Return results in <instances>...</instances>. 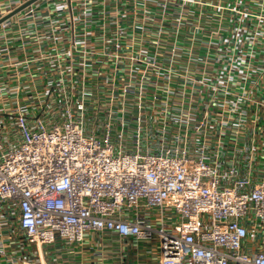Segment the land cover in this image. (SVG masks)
Instances as JSON below:
<instances>
[{
    "label": "built area",
    "instance_id": "1",
    "mask_svg": "<svg viewBox=\"0 0 264 264\" xmlns=\"http://www.w3.org/2000/svg\"><path fill=\"white\" fill-rule=\"evenodd\" d=\"M2 2L0 264H264V0Z\"/></svg>",
    "mask_w": 264,
    "mask_h": 264
},
{
    "label": "crops",
    "instance_id": "2",
    "mask_svg": "<svg viewBox=\"0 0 264 264\" xmlns=\"http://www.w3.org/2000/svg\"><path fill=\"white\" fill-rule=\"evenodd\" d=\"M2 3H3L2 4L3 7H8V8L13 5L11 0H4V2ZM22 27L25 28L26 24H23ZM19 30H20L19 27L16 25L8 30L6 39L4 38V36L0 35V64H7L9 62V57L7 53L8 47L13 53L15 52L16 56H18V51L21 49L20 48L21 36L19 35L20 33ZM26 35L28 36L30 35V33H26ZM19 55H21V52H19ZM12 76H13V70H11V68L10 70L7 66L0 68V89L4 90L3 93L0 91V106H1L2 98H6V97L14 98L17 96L15 90L16 83H14L15 80ZM6 89H10V91H7ZM86 248L87 247L85 245H82V247L81 246L79 247L80 251L77 253H72L66 250L67 253H64L63 255H53V257L55 262L58 264H98L99 261H93L92 256L84 252Z\"/></svg>",
    "mask_w": 264,
    "mask_h": 264
},
{
    "label": "rangeland",
    "instance_id": "3",
    "mask_svg": "<svg viewBox=\"0 0 264 264\" xmlns=\"http://www.w3.org/2000/svg\"><path fill=\"white\" fill-rule=\"evenodd\" d=\"M101 242H102V240H101ZM107 244H109V243H106V245ZM85 246L87 248L84 250V252L89 254L90 256H92V260L93 261H102V262L104 261V263L108 264V263H111L112 260L118 259L117 261L119 262V260L121 259V256H120L118 251L115 252V255L110 254V251H107L106 255L96 254V253L101 252V250L103 248V245L99 246L97 241H95L94 243L86 241V245ZM79 247H80V245H70L67 248L65 246L63 247V244H62V247H61V245L59 243H55V244L52 245V248H50L49 250L53 251L54 255H63L64 253H67V251H70L72 253H77V252L80 251ZM107 249L113 250L112 247H110V245L107 246ZM145 252H148V253L152 254L153 256H156L157 253H158L157 244H155L151 249H148Z\"/></svg>",
    "mask_w": 264,
    "mask_h": 264
}]
</instances>
